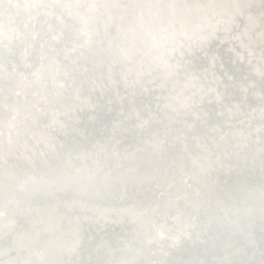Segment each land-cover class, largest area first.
<instances>
[{
    "label": "bare ground",
    "instance_id": "1",
    "mask_svg": "<svg viewBox=\"0 0 264 264\" xmlns=\"http://www.w3.org/2000/svg\"><path fill=\"white\" fill-rule=\"evenodd\" d=\"M203 64L263 109L264 0H0V264H264V216L198 223L152 183L145 84Z\"/></svg>",
    "mask_w": 264,
    "mask_h": 264
},
{
    "label": "rangeland",
    "instance_id": "2",
    "mask_svg": "<svg viewBox=\"0 0 264 264\" xmlns=\"http://www.w3.org/2000/svg\"><path fill=\"white\" fill-rule=\"evenodd\" d=\"M219 64L213 69H221L222 64ZM203 66L195 79L189 76H186L187 81L177 79L179 84H184L185 92L178 98L167 95L170 76H156L145 84L152 91L149 102L153 106L145 124L147 141L153 149L161 144L159 153L155 154L159 155L158 160L164 167V173L156 172L151 176L154 177L152 183L159 181L157 187L166 188L170 196V202L166 203H176L198 223L203 217L211 219L218 213L241 222L235 215L239 211L247 221L256 213L263 217L264 207L260 206L257 211V207H253L257 201L264 203V107L260 109L261 97L241 90L240 80L233 83L234 80L230 81L227 76L219 78L216 70L204 74ZM171 88L174 90L175 86ZM167 126L174 130L166 137L161 132ZM178 127L179 136H175ZM180 157L185 159L183 165L178 163ZM247 163L248 173H242ZM128 177L135 179L136 175L128 174ZM136 186L140 188V183ZM148 189L145 185L144 190L138 191L141 202L136 206L135 215L140 217L156 203V200H145ZM178 193L183 195L184 202L178 199ZM173 213L171 210L170 214ZM181 237L182 241L177 238L180 243L186 240V234ZM207 237L202 241L212 238V234L207 233ZM126 246L133 247L131 242ZM140 255L137 252L135 257Z\"/></svg>",
    "mask_w": 264,
    "mask_h": 264
}]
</instances>
